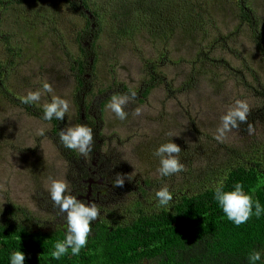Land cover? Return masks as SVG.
Returning a JSON list of instances; mask_svg holds the SVG:
<instances>
[{"label":"rangeland","instance_id":"1","mask_svg":"<svg viewBox=\"0 0 264 264\" xmlns=\"http://www.w3.org/2000/svg\"><path fill=\"white\" fill-rule=\"evenodd\" d=\"M138 2L0 0V219L31 233L59 229L66 236V213L48 191L53 180L68 184L66 194L95 202V221L114 226L171 210L180 198L223 184L236 167L260 178L264 0H155L145 10ZM240 10H247L250 23ZM88 18L99 22L96 36L84 32ZM78 59L85 71L79 91ZM44 82L51 93L43 91ZM29 91L42 95L26 110L20 98ZM132 91L136 99L121 121L108 105L113 95ZM54 95L70 102L56 124L36 109ZM236 100L249 104L254 131L242 123L218 141L221 116ZM137 107L141 114L133 116ZM79 124L93 129L86 156L59 140L61 129ZM172 141L182 149L184 170L161 176L153 153ZM117 173L132 180L113 187ZM163 187L173 194L167 207H159L155 195Z\"/></svg>","mask_w":264,"mask_h":264},{"label":"trees","instance_id":"2","mask_svg":"<svg viewBox=\"0 0 264 264\" xmlns=\"http://www.w3.org/2000/svg\"><path fill=\"white\" fill-rule=\"evenodd\" d=\"M152 1L140 0L138 4L145 10ZM92 12L95 17L96 11ZM240 17L250 23L247 10H240ZM86 28L96 36L99 22L93 24L88 18L84 32ZM80 51L82 57L89 56L84 47L80 46ZM76 67L79 91L84 85V60L78 59ZM2 73L0 69V76ZM21 106L27 110L33 103L21 102ZM36 109L43 114V108ZM51 121L58 123L56 118ZM237 182L264 206V168L260 178L254 170L233 168L222 184L224 191L234 190ZM65 237L59 229L31 233L21 223L0 219V264H11V255L17 251L25 253V264H250V253L259 251L261 260L255 264H264V214L235 225L215 199V187L180 198L171 210L141 214L127 224L108 226L92 221L87 246L79 255L69 248L60 259H54V245Z\"/></svg>","mask_w":264,"mask_h":264},{"label":"clouds","instance_id":"3","mask_svg":"<svg viewBox=\"0 0 264 264\" xmlns=\"http://www.w3.org/2000/svg\"><path fill=\"white\" fill-rule=\"evenodd\" d=\"M43 91L51 93L52 86L48 82L42 85ZM41 91H29L26 96L21 97V102L36 104L41 100ZM137 93L132 91L130 95H113L108 107L115 116L123 121L128 117L125 106L129 101H135ZM70 111V102L60 96H52L51 102L44 104L43 118L52 120L56 118L62 121ZM250 106L245 100H236L235 104L221 116V125L217 130L215 139L223 141L226 133L233 128H239L240 125L247 124V132L252 134L253 125L248 122ZM141 109L137 107L132 113L133 116H139ZM43 135V132L40 133ZM59 140L67 149L78 150L79 153L87 155L94 144L93 129L87 125L79 124L61 129ZM181 147L175 142H167L160 145L153 153L160 158V167L158 169L161 176H170L184 170V165L180 161L179 154ZM132 180L131 176L117 173L113 181V187H123L125 179ZM68 184L63 180H53L48 189L50 199L55 207L59 208L60 213H66L67 234L64 241H58L54 245V251L51 253L54 259H60L65 255L69 248L73 255H79L82 248L87 246L88 237L91 234V222L98 219L100 212L95 202L84 203L75 195L66 194ZM159 207H167L173 200V194L168 187H163L156 193ZM215 199L219 202L227 218L235 225L239 226L246 223L253 215L257 218L264 214V206L259 200L254 201L252 196L244 191L242 183L237 182L234 190L224 191L223 185L215 187ZM254 209V211H253ZM250 264H255L261 260V253L253 251L248 257ZM26 255L22 251H17L11 255V264H25Z\"/></svg>","mask_w":264,"mask_h":264}]
</instances>
